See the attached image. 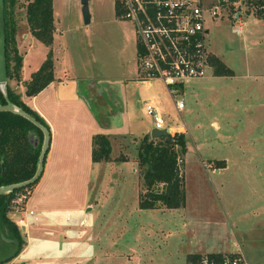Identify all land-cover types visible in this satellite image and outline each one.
<instances>
[{
	"label": "rangeland",
	"instance_id": "obj_1",
	"mask_svg": "<svg viewBox=\"0 0 264 264\" xmlns=\"http://www.w3.org/2000/svg\"><path fill=\"white\" fill-rule=\"evenodd\" d=\"M24 2L17 0L14 6L21 77L31 50L37 58L48 51L40 40L22 43L28 30ZM88 2L90 22L85 23L80 0H53L61 33L55 34L52 56L54 63L58 60L55 54L61 61L68 59V65L75 58L71 73L86 76L77 83L90 109L76 91L83 108L88 116L92 112L98 116L97 131L105 132V126L112 124L111 131L121 133L116 138L111 135V154L126 158L92 162L91 137L84 136L80 157L74 160V169L58 187L51 204L49 216L54 222L43 228L30 221L27 226L18 225L16 209L24 208L35 185L15 192L7 214L25 242L4 264H186L187 250H218L214 244L224 223L212 222L220 219L233 227L237 222V230L258 239L253 251L258 252L259 264H264V16L244 13L240 34L232 32L233 23L227 18L207 20L209 48L235 74L212 76L209 70L204 78L189 79L174 94L186 103L178 112L161 80L153 79L147 89L130 78L139 74L132 20L115 21L113 0ZM59 47H63L62 52ZM252 73L255 75L244 76ZM91 78L95 86L89 90ZM16 81L9 80L11 87L17 84L14 89L21 94L22 81ZM211 82L217 83L216 90L209 87ZM163 90L171 107L169 120L188 126V152L178 159L185 178V203L181 207L161 204L141 208L139 192L146 187L144 166L137 157L139 136L151 133L154 120L142 102ZM42 98L40 93L37 100ZM212 119L218 120L220 130L210 124ZM221 133L229 136L220 140ZM219 158L229 161L217 172L215 160ZM20 195L21 203L16 200ZM2 239L0 258L16 247ZM249 262L254 264L251 259Z\"/></svg>",
	"mask_w": 264,
	"mask_h": 264
},
{
	"label": "trees",
	"instance_id": "obj_2",
	"mask_svg": "<svg viewBox=\"0 0 264 264\" xmlns=\"http://www.w3.org/2000/svg\"><path fill=\"white\" fill-rule=\"evenodd\" d=\"M16 1L4 0L3 3L8 80L5 86V93L0 89V103H4L9 99L14 104L31 112L49 128L42 115L28 105L21 97V94L11 87L9 82L12 78L17 80L21 78L22 57L18 51L15 39L17 23L14 20V6ZM24 1L26 8L25 20L28 24V30L35 38L40 39L49 46L46 58L37 70L31 73V78L25 84V93L36 95L40 89L55 79L53 74L54 59L50 47L54 39V3L53 0ZM116 14H119L117 4ZM137 47L139 49V45ZM211 63L215 74H234V70L227 66L218 56L212 57ZM34 138H37L36 144L33 141ZM42 139V129L36 127L25 116L9 110H0V185L21 182L35 173L42 147ZM186 140L184 131H175L160 137H151L150 133H146L139 141L137 157L138 162L144 166L142 176L146 187L144 191L139 193V205L141 208H153L161 204L168 207H180L185 203V178L180 171L178 159L187 150ZM91 145L92 162L110 161L113 159L111 154L112 144L107 134L102 132L94 133ZM124 158H126L124 155H119L114 159ZM225 163V160L218 159L216 167L224 166ZM39 178L34 183L24 185L10 192L0 193V239H2L1 235L16 238L20 244L19 251L25 239L21 235L17 224L8 216L7 212L14 193L33 187L37 184ZM8 196H10L9 200ZM13 244L15 243L13 242ZM7 254L9 255V253ZM8 255L0 258V264H4L6 260L13 257ZM198 257H200L199 253H189L186 258L189 261Z\"/></svg>",
	"mask_w": 264,
	"mask_h": 264
},
{
	"label": "built area",
	"instance_id": "obj_3",
	"mask_svg": "<svg viewBox=\"0 0 264 264\" xmlns=\"http://www.w3.org/2000/svg\"><path fill=\"white\" fill-rule=\"evenodd\" d=\"M115 1L119 18L130 19L134 24L139 45V78L144 81L161 80L172 96L179 93L180 87L189 79L205 77L213 69L211 58L216 55L209 48L208 19L215 21L227 18L233 23L232 32L240 34L244 13L253 12L264 16V0ZM173 98L175 107L180 111L185 104L183 97ZM142 108L153 116L156 126L164 127V115L167 112L161 107L160 101L145 98ZM22 196L16 198L20 203ZM24 205V208L18 206L16 209L20 226L29 225L28 215L33 214V210ZM187 263L250 264L242 249L234 252H202L200 257Z\"/></svg>",
	"mask_w": 264,
	"mask_h": 264
},
{
	"label": "crops",
	"instance_id": "obj_4",
	"mask_svg": "<svg viewBox=\"0 0 264 264\" xmlns=\"http://www.w3.org/2000/svg\"><path fill=\"white\" fill-rule=\"evenodd\" d=\"M114 1V19L116 22L120 23L119 16L116 14V1ZM82 5V4H81ZM54 16V12H53ZM55 20V16H54ZM127 20V19H126ZM26 21V20H25ZM27 22V21H26ZM55 25L54 27V32H53V42L50 47H53L54 42L56 40L55 34L58 35V32L61 33V31L58 29V21L55 20ZM60 35V34H59ZM136 35V34H135ZM23 41L22 43L26 40V42H32L31 40H40L35 38L29 30L24 32L23 36ZM41 41V40H40ZM42 42V41H41ZM43 43V42H42ZM60 43V42H59ZM44 48H48L44 43ZM72 46V45H71ZM60 52H62L63 47H59ZM47 49V50H48ZM33 54L26 56L28 59V63L23 64L22 67V75L19 80L16 81L18 83L19 81H22V92L21 97L23 100L30 105L34 110H37L42 117L46 120V122L49 125V128L51 129V139L49 143V150L46 154L45 160H44V170L37 181V184L33 188L31 194L27 198V204L29 206V209L33 210V217L29 214L28 218L30 219V222H33V224H36V228H42L50 225V221L52 218H50V208L51 204L54 201V198L56 196V192L58 191V187H60L65 181L64 179L72 172L74 169V160L78 157H80L81 153V145L83 143V137L84 136H89L91 137L92 140V135L94 133L100 132L97 131V125L99 127L98 123V116L96 117L95 113L90 112L91 116H88L86 113L87 110H85L81 104V101L79 100V97L77 95V92L82 94L84 96L85 102L87 104V107L90 109L89 106V101L86 99L85 95H83V92L79 88V81L82 78H85V75H79V74H72L71 70L75 66V58L74 62L72 64L68 65V59H63L62 61L60 60V56L55 54V61L56 58L58 59L54 63L53 67V74L55 76V79L49 82L46 86H44L42 89L38 91L36 95H28L25 93V88H26V81L31 78V73L40 66L42 61L46 58V55H40L38 58L36 57V54L31 50ZM47 52V51H46ZM214 52V51H213ZM73 53V52H72ZM71 53V55H72ZM136 53H137V39H136ZM216 56H218L217 52H214ZM63 57V56H62ZM219 57V56H218ZM64 58V57H63ZM222 61L223 59L219 57ZM41 60V62H40ZM38 61V62H37ZM138 61V60H137ZM40 64L38 65V63ZM224 62V61H223ZM74 63V64H73ZM83 63L85 61L83 60ZM225 63V62H224ZM226 64V63H225ZM84 65V64H83ZM138 66V62H137ZM27 70V72L23 73L24 70ZM74 71V69H73ZM212 72V76L216 75H224V74H215L213 69H210ZM139 73V72H138ZM235 74V72H234ZM234 74H232L234 76ZM254 76L255 74H246L244 76ZM231 76V75H229ZM131 79L135 81H139L140 84H143L147 89H149L153 85V80H142L139 78V74L137 76H131ZM204 78V77H203ZM210 78V77H206ZM78 81V83H77ZM94 79L91 78L88 80L89 82V90L92 89L93 86H95ZM158 81V80H156ZM162 83V82H161ZM164 85V83H162ZM161 84V85H162ZM217 84V83H216ZM216 84L210 83L209 87L212 88L213 90H216ZM14 88L16 87L17 84H14ZM162 85V86H163ZM13 88V87H12ZM13 88V89H14ZM164 88L168 94V96L172 97L173 96L170 94L168 89H166L165 85ZM24 91V92H23ZM77 91V92H76ZM18 92V91H17ZM43 95V98L41 102L38 99L39 94ZM80 94V95H81ZM90 95V94H89ZM170 97V98H171ZM88 98V97H87ZM148 98H155L156 100L160 101L161 107H164L166 110V114L164 115V122L165 125L170 128V133L175 132V131H184L185 133L188 132V126L186 124H178L175 125L174 119L172 118L173 121H170V112H171V107H169L167 100L164 99V90L163 91H156L154 95L148 97ZM173 107L175 108L176 111L181 112L182 109H185L184 104L183 108L179 111L175 105L173 104V101L171 100ZM93 110V109H91ZM170 113V114H169ZM210 124H213L216 128V130H220V124L218 120L212 119L210 121ZM104 126V125H103ZM155 126L154 121L153 125L151 128ZM106 131L102 132L105 133L109 136V139L112 144L111 140V135L114 134L115 138L119 136L121 133H116L112 132L111 130L113 129L112 124L106 125ZM173 130V131H172ZM149 132V131H148ZM143 132L139 138L143 137L146 133ZM125 136L128 135L124 134ZM220 140L223 139V137H227L229 135L225 134H220ZM141 138L139 140H141ZM79 145V147H78ZM91 145V144H90ZM113 144H112V150H113ZM189 150V148H188ZM91 151H92V145H91ZM188 152V151H187ZM186 152V153H187ZM186 156V154H184ZM117 155L112 154V158L114 159ZM90 157H91V152H90ZM111 159V160H113ZM209 159L212 160V157ZM222 160H225V165L228 164V159L226 158H219ZM110 160V161H111ZM197 160V159H196ZM217 161V160H215ZM96 163H101L105 161H93ZM136 168V167H135ZM222 168V166H218L214 168L217 172ZM144 191V190H142ZM140 193V192H139ZM140 200V198H139ZM26 204V205H27ZM31 205V206H30ZM181 207V206H180ZM155 208V207H153ZM163 208V207H159ZM171 208V207H170ZM178 209V208H175ZM41 219V221H40ZM53 221V220H52ZM41 222V223H40ZM54 222V221H53ZM223 222L224 226L222 229V233H220L218 236V242H216L214 245L217 246L218 250H211V252H234L238 251V249H242L246 255V257L251 261H253L254 264H259V260L257 259V254L253 251L255 250V246L258 242V239L253 236H249L246 232L239 231L237 230V222L235 227H233V224H230V226L227 225L228 222L220 219L218 222H212L214 224ZM46 224V225H45ZM226 224V225H225ZM194 234V233H193ZM256 239V241H255ZM194 242H197V239H193ZM237 241V242H236ZM237 243V244H236ZM220 248H224L225 250H220ZM253 248V249H252ZM195 249L193 251H186V257L189 253H199L201 254L203 251L209 252L206 249ZM202 250V251H201ZM220 250V251H219ZM256 256V257H255ZM187 259V258H186Z\"/></svg>",
	"mask_w": 264,
	"mask_h": 264
},
{
	"label": "water",
	"instance_id": "obj_5",
	"mask_svg": "<svg viewBox=\"0 0 264 264\" xmlns=\"http://www.w3.org/2000/svg\"><path fill=\"white\" fill-rule=\"evenodd\" d=\"M82 4V17L85 23L90 22V11H89V2L88 0H80ZM4 0H0V89L5 93V86L8 80L7 75V57H6V40H5V22H4ZM9 110L13 111L15 113L21 114L25 116L27 119H29L36 127H39L43 131V139L41 143V151L39 153L38 162H37V168L35 173L27 178L22 180L21 182H13L9 184L0 185V193L4 192H10L16 188L22 187L24 185H28L30 183H34L39 176L42 174L44 170V160L46 157V154L49 150V143L51 139V129L47 127L45 123H43L41 120L37 119L31 112L27 111L21 106H18L11 102L9 99H7L6 102L0 103V110ZM170 128L166 125L164 127L154 126L151 129V137H160L164 136V134H169ZM34 141V140H33ZM34 143L36 144L37 141L35 140ZM10 199V196H8V200ZM4 237L3 235H1ZM8 241H12L16 244V247L14 250H12L8 256H15L16 253L20 249V244L18 243V240L16 238L11 237H4Z\"/></svg>",
	"mask_w": 264,
	"mask_h": 264
}]
</instances>
